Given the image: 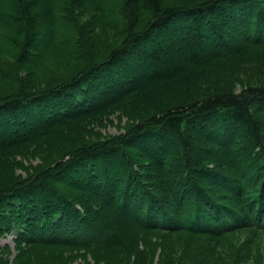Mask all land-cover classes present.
Returning a JSON list of instances; mask_svg holds the SVG:
<instances>
[{
  "label": "trees",
  "instance_id": "16d2710c",
  "mask_svg": "<svg viewBox=\"0 0 264 264\" xmlns=\"http://www.w3.org/2000/svg\"><path fill=\"white\" fill-rule=\"evenodd\" d=\"M89 1L116 21H94L117 40L99 62L79 57L88 31L69 26L86 0H0V80L13 91L0 93V264L9 236L14 264H131L132 229L264 231V0ZM38 44L80 59L75 76L54 80ZM77 78L108 91L76 97ZM115 119L125 131L97 139Z\"/></svg>",
  "mask_w": 264,
  "mask_h": 264
},
{
  "label": "rangeland",
  "instance_id": "374dc122",
  "mask_svg": "<svg viewBox=\"0 0 264 264\" xmlns=\"http://www.w3.org/2000/svg\"><path fill=\"white\" fill-rule=\"evenodd\" d=\"M86 1L88 3H86V5H84L83 7H71V18L73 15H75L77 17V22L72 25L69 24V26L72 32H77L79 31L78 28L83 27H85V30L88 31V33H85V35L83 36L85 41L84 44L87 47L85 48L86 54H81L79 55V57H81L82 59L86 58L85 61L93 60L94 62H99L102 61L103 56H106L108 53V48H106V46L109 47V50L112 49L116 46L117 40L116 37H111L110 34H108L107 32L104 33L99 25L96 26L94 21H100L104 18H107L109 21L112 22L115 20H113L114 18L112 17L110 18L106 10H104L103 12H95V8L90 5V1ZM97 2L104 4L103 0H97ZM119 10L120 9H116L117 12ZM246 25L251 26L250 24ZM45 27L46 21L44 19L38 21L37 30L39 32V41H42L40 39H43L46 34ZM66 28L67 26L65 27V29ZM224 29L225 28H223V30ZM42 46L43 44H38L37 46H35V48L39 49ZM74 51L75 49L72 48V50H70L69 52L73 54ZM69 57L61 58L59 60H56L53 57H49V59H47L46 65L47 67H51L50 72L51 76L54 77V80L59 79V81H68L75 76V72L77 71L76 69L78 65L76 64V61L73 58ZM259 60L260 59L258 58L256 61L260 62ZM53 63H58L59 66L52 65ZM254 65L255 63H252V66ZM38 67L40 68V66ZM128 67L130 69L128 70V72L132 73L133 68H131V65ZM159 70L160 68H157L156 71ZM142 71H144L143 74H145L150 71V67H146L145 69H142ZM112 72L108 74V78H111ZM34 73H39V71L35 70ZM117 73L121 74V72ZM104 74H102L100 78L102 77V79H104ZM262 75H264V72L261 68H259L258 74H255L253 77L257 78ZM21 77L23 78V75H21L19 79H21ZM40 77L45 78L46 75L36 76V79H39ZM102 79H100V82ZM30 81L28 78H25L23 83H25V85L27 84L38 86L40 83L44 82L39 81L37 84L35 77H32ZM256 81L257 79H253L252 83H256ZM100 82H98L97 84L85 82L90 85L91 91L88 90L89 86H83L81 90L83 94H80L79 88L76 97L77 95L79 97H87V101H89L88 99L93 97V93H97L98 95L100 93V95H102V93H104L105 91L107 92L108 90H105V88L103 87L97 88ZM259 83H262V81H260ZM106 84L107 83H104V85ZM115 84L118 83H114V85ZM110 88L111 87L109 86V89ZM86 90L91 93V95H86ZM1 92H3L4 94L13 92L10 91V89L8 88L6 81L2 82L0 80V93ZM62 96L64 99H67L66 96L69 97L71 95H64V93H62ZM70 99H74V97H71ZM28 122L32 123L29 120ZM112 122L113 124L108 123V126L101 125L98 129L97 134L94 133L95 137L101 141L103 139H106V136H116L125 131L124 125L126 119L122 120L121 123L116 119L112 120ZM34 124L32 123V125ZM4 132L8 134L7 128L3 129V131L0 132V141L5 140L7 134H5ZM198 138L199 140H202V138ZM2 143L3 142H0V145ZM40 162V158H33L34 165H37ZM29 165L26 166V169L29 168ZM18 173L25 174V171L22 172L21 170H18ZM131 231L134 235L132 234L133 236L130 243L135 249L134 252L130 253V256H135L131 258V264H133L134 261H137L140 254H143V256H145V264H264V231L257 229H237L234 231L224 232L220 234V236L217 235V237L214 235L209 236L206 234L197 235L185 231H179L176 233L164 232L161 230L142 232L139 230L132 229ZM1 245H8L11 247L12 254L8 257V262L9 264H14L15 257L17 254L14 249L13 237L9 236L7 238L2 239ZM125 254V251H120L114 256L115 261L121 262ZM4 257L6 258V254ZM24 259L25 257L22 256L20 262H23ZM105 262H107V259L101 261L100 264ZM83 263V259H77V262H75L74 264ZM91 263H94V261L92 260Z\"/></svg>",
  "mask_w": 264,
  "mask_h": 264
},
{
  "label": "bare ground",
  "instance_id": "6f19581e",
  "mask_svg": "<svg viewBox=\"0 0 264 264\" xmlns=\"http://www.w3.org/2000/svg\"><path fill=\"white\" fill-rule=\"evenodd\" d=\"M54 5V4H53ZM95 12H100V10H98V9H96L95 8ZM73 18H74V20H77V17L75 16V15H73ZM49 51L46 49H44V47L42 46L41 48H39V52H38V55L41 57H43V58H46V57H50L49 56V53H48ZM55 56H53V58H54ZM74 60L76 61V64L78 65V66H80V64L82 63V61L80 60V59H78V58H74ZM128 70H130L129 69V67H125V74H127V75H131L132 73L131 72H128ZM147 73H145L144 75H146ZM147 76V75H146ZM105 83V82H104ZM75 89H74V91H75V93L74 94H77V92L79 91V88H80V91L82 90V87H83V84H82V81H81V79H76V83H75ZM34 95H36V94H33V96ZM69 101V99L67 98V99H63V101H62V106H64V105H67L68 104V101ZM209 187H211L209 184H207V188H209ZM187 194H186V196H185V199H187Z\"/></svg>",
  "mask_w": 264,
  "mask_h": 264
}]
</instances>
